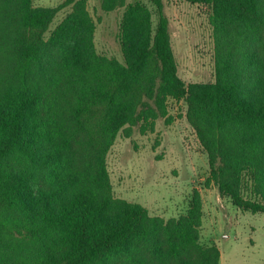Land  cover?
Wrapping results in <instances>:
<instances>
[{
  "label": "trees",
  "instance_id": "1",
  "mask_svg": "<svg viewBox=\"0 0 264 264\" xmlns=\"http://www.w3.org/2000/svg\"><path fill=\"white\" fill-rule=\"evenodd\" d=\"M125 6L122 60L97 52L86 0H0V264H219L200 242L202 198L163 219L113 195L106 155L122 131L152 130L172 96L206 153L205 185L264 213V0H187L210 8L215 78L177 73L163 0ZM155 14L156 22L152 15ZM264 264V262L262 263Z\"/></svg>",
  "mask_w": 264,
  "mask_h": 264
},
{
  "label": "rangeland",
  "instance_id": "2",
  "mask_svg": "<svg viewBox=\"0 0 264 264\" xmlns=\"http://www.w3.org/2000/svg\"><path fill=\"white\" fill-rule=\"evenodd\" d=\"M134 0H126V3ZM153 11L147 0H141ZM64 5L45 33L71 10L67 0H33L35 6ZM169 19L171 45L177 73L185 81L210 82L215 78L214 31L210 8L187 0H163ZM94 23L98 53L122 60L119 30L125 6L104 10L101 0H86ZM156 22L155 14L152 15ZM166 113L154 120L152 130L133 126L130 135L121 131L107 152L106 161L113 195L145 206L150 215L163 219L186 212L191 193L202 198L200 242L216 245L219 264H262L264 262V213L243 211L222 195L218 187L205 185L208 160L194 129L185 117V103L168 96Z\"/></svg>",
  "mask_w": 264,
  "mask_h": 264
}]
</instances>
